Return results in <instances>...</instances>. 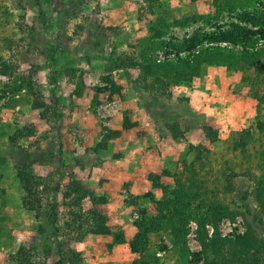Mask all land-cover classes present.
Wrapping results in <instances>:
<instances>
[{
	"label": "rangeland",
	"instance_id": "1",
	"mask_svg": "<svg viewBox=\"0 0 264 264\" xmlns=\"http://www.w3.org/2000/svg\"><path fill=\"white\" fill-rule=\"evenodd\" d=\"M229 34L234 42L223 39ZM249 43L255 49L264 47V0H0V71L4 63L11 66L6 75L0 72V264H14L10 255L20 246L55 250L45 220L38 221L22 205L24 192L14 170L18 149H30L40 161L33 165V173L48 180L49 198L60 213L72 175L79 180L77 168H96L121 158L116 136H105L111 131L120 136L124 119L135 124L124 137L130 141L127 146H140L150 155L151 168L143 172L140 184L145 185L149 175H160V185L172 190L173 177L185 180L192 166L208 199L216 198L235 213L218 223L220 237L235 240L250 224L264 239V216H259L258 225L253 217L260 208L252 194L264 176V70L260 69L264 57L256 64L240 60L234 67L202 64L198 76L177 84L168 78V85L158 90L149 88L153 75L147 76L148 86L140 82L148 59L159 65L167 58L191 62L202 47L218 45L237 53ZM34 70L41 100L57 115L52 126L39 117L41 110L32 107L24 90L13 93L20 78ZM167 123H177L183 137L173 139ZM204 126L217 133L213 143L205 138ZM23 127L32 129V136L12 146L9 137ZM242 131L251 137L244 148L236 149L234 142ZM229 180L232 193L226 192ZM79 181L91 189L87 179ZM131 183L126 180L123 188ZM162 195L153 187L137 197L128 195L120 201L122 215L132 225L142 213L154 216L155 202ZM101 198L105 202L96 207L107 204ZM86 204L88 200H83L84 211H96L108 222L98 208L87 210ZM204 229L209 239L213 226L207 223ZM188 230L189 259L204 264L197 223L190 221ZM131 235L115 236L116 243L126 244L120 249L124 256L130 253ZM148 253L154 254L157 264H179L168 229L150 234ZM138 259L136 254L133 261Z\"/></svg>",
	"mask_w": 264,
	"mask_h": 264
},
{
	"label": "trees",
	"instance_id": "2",
	"mask_svg": "<svg viewBox=\"0 0 264 264\" xmlns=\"http://www.w3.org/2000/svg\"><path fill=\"white\" fill-rule=\"evenodd\" d=\"M244 18L255 22L248 17ZM237 29L244 30L238 26ZM223 39L229 40V42L235 41L231 34L224 35ZM249 45L251 46H244L237 53L232 48L218 45L202 47L197 54L192 55L191 62L183 59H178L179 61L175 62L167 58L159 65L153 59H148L145 67L141 69L143 76L140 78V82L143 87L148 86L145 83L147 76L153 75L155 76L154 83L149 88L158 90L168 85V80H171L168 78H174L173 82L177 84L182 80L187 81L198 76L203 69L202 64H206V66L225 65L234 67L241 62L240 60H244L245 63L256 64L264 57V47L255 49L253 44L249 43ZM125 63L126 60L121 62L120 67H124ZM3 65L4 68L0 72L6 75L11 66H7L6 63ZM261 66L260 69L264 70V64ZM151 67L155 68L154 74L151 72ZM240 68L244 69V67ZM35 72L34 70L27 77H21L15 84L16 87L13 93L24 90L32 100V107L41 110L39 117L52 126V122L56 120L57 115L52 108H49L41 100L40 91L37 88L36 81L33 80ZM164 78L166 81H164ZM81 88L82 83L80 82L77 84V95ZM134 126L135 124L124 119L123 129L129 130ZM166 128L173 139L178 140L183 137V132H181L177 123H167ZM32 132V129L23 127L9 137V143L16 147L18 139L30 137ZM203 134L211 143L217 140V133L210 126L203 127ZM115 136H117V132L111 131L105 136V139H112ZM238 136L239 140L234 142V146L236 149L244 148L247 141L250 140V132L242 131L238 133ZM102 144L103 142L99 148L103 146ZM18 150L20 154L14 165V170L15 177L24 192L22 205L32 212L34 218L38 221L40 219L45 220V225L50 228L55 250L51 251L46 246L39 250L35 244L27 247L20 246L10 255L11 262L14 264H81V254L71 248V243L81 242L87 235L111 234L109 227L103 222V218L99 213L82 209V201L88 199L92 204L97 205L103 204L105 200L96 197L92 191L86 189L72 175L62 195V205L65 211L59 213L57 204L53 202L52 198H49L48 180L33 173V165L40 161L32 156L28 148ZM49 156L51 160L52 155L49 154ZM261 157L264 162V152L261 153ZM192 168V166L188 168L189 176L185 180L179 176L173 177L174 187L172 190L167 186L160 185V175L148 176L151 186L160 188L163 195L160 200L155 202L156 214L148 217L142 213L141 219L134 225L137 232L128 246L130 253L137 254L139 259L133 261L132 264H157L154 254L148 253L149 236L163 229L169 230L172 246L177 254L179 264H192L189 259L190 253L187 245L188 224L190 221H195L198 226L197 238L201 244V255L204 264H264V239L259 238L257 230L252 225L248 224L245 233L236 237L235 240L220 237L217 230L218 223L224 217L233 218L235 213L229 212L226 206L216 198L208 199L209 197L203 189L202 180L197 178V173ZM161 175H164V171ZM228 183L226 192L232 193L234 190L233 184L230 183V180ZM252 194L255 196L260 208V214H254L253 218L260 225V218L264 216V176L260 179ZM245 196L249 195L246 193ZM207 223L211 224L214 229L209 239H207L204 229ZM44 230L43 227H40V233H43ZM53 256L56 259L50 261Z\"/></svg>",
	"mask_w": 264,
	"mask_h": 264
},
{
	"label": "crops",
	"instance_id": "3",
	"mask_svg": "<svg viewBox=\"0 0 264 264\" xmlns=\"http://www.w3.org/2000/svg\"><path fill=\"white\" fill-rule=\"evenodd\" d=\"M131 131L132 128L120 130L118 132L121 135L115 138L116 145L118 143L116 150L121 152V158L105 161L96 168L90 169L85 166L84 169L79 167L75 171L79 180L85 178L91 183L90 190L93 191L95 196L107 199L105 206L99 205L97 207L91 204L88 199L85 200H88V204H86L87 210L98 208L96 210L101 211L106 216L108 222H105V224L111 231L109 235H87L81 242L71 243V248L81 254V264H128V262H133L136 256V254L129 252L124 256V251H120V249L124 250L122 245L126 246V244L122 240H119L118 243L114 241L115 236L122 232H130L132 233L131 236L136 232L134 225L128 223L122 215L125 210H122L124 203L122 206L120 201L128 195L133 197L140 196L152 187L149 181H145V185L143 182L139 183L142 180V176H144L143 172L146 174L151 168L150 166L148 169L150 155L149 153L146 155L140 146H127L130 141H125L124 137L129 135ZM84 158L86 159L85 156ZM156 158L160 159L158 156ZM135 168H138L139 172ZM157 168L159 169V167ZM158 169L153 172L157 173ZM79 172L86 173L85 177L79 176ZM126 180H130L132 183L127 189H124L123 185ZM115 230H119L120 233L118 232L115 235L113 233ZM108 246H112L110 251L107 248Z\"/></svg>",
	"mask_w": 264,
	"mask_h": 264
}]
</instances>
